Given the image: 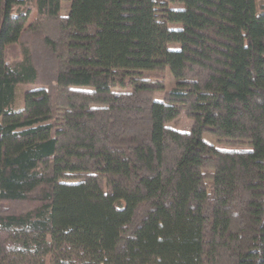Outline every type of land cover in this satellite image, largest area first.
Instances as JSON below:
<instances>
[{"label": "trees", "instance_id": "16d2710c", "mask_svg": "<svg viewBox=\"0 0 264 264\" xmlns=\"http://www.w3.org/2000/svg\"><path fill=\"white\" fill-rule=\"evenodd\" d=\"M0 264H264V0H0Z\"/></svg>", "mask_w": 264, "mask_h": 264}, {"label": "rangeland", "instance_id": "374dc122", "mask_svg": "<svg viewBox=\"0 0 264 264\" xmlns=\"http://www.w3.org/2000/svg\"><path fill=\"white\" fill-rule=\"evenodd\" d=\"M69 3V1H63L62 2V14L66 13V7ZM19 7L25 8L28 11V14L32 13L33 6L30 2L24 1L22 4H20ZM9 55L17 56L18 55V48L17 46H11L8 49ZM157 75L161 77V79L164 82V89H170L174 85V77L172 72L168 67H165L161 70L156 71ZM28 85H23L24 88H26ZM162 96V91H157L156 97L160 98ZM167 125L179 129V130H187L191 127L192 119L187 116L184 112H181L178 116L168 120L166 122ZM203 139H205L208 142H211L216 145H230V142L224 139L218 138L214 133L210 131H204L202 133Z\"/></svg>", "mask_w": 264, "mask_h": 264}]
</instances>
